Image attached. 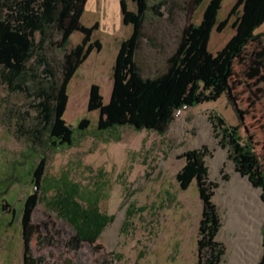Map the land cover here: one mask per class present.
<instances>
[{
  "label": "rangeland",
  "instance_id": "374dc122",
  "mask_svg": "<svg viewBox=\"0 0 264 264\" xmlns=\"http://www.w3.org/2000/svg\"><path fill=\"white\" fill-rule=\"evenodd\" d=\"M208 2L204 0L196 8L194 0H146L141 13L143 37L136 53L146 76L165 70L166 58L176 50L182 29L201 22ZM235 2L223 0L218 23L228 17ZM138 6L135 0L86 3L81 22L90 27L97 24L92 40L100 41L101 49L92 51L68 85L64 119L75 128L71 145L43 149L28 135L20 134L19 123L28 127L35 112L24 94L9 93L0 81V264H24L21 215L26 197L36 189L31 176L39 154L47 158L46 180L68 177L79 183L82 199L98 197L101 210L114 219L102 232L99 248L84 243L71 249V225L46 203L55 194L52 188L32 216L34 256H43L47 264H104L105 253L112 252L114 264H197L203 205L196 182L183 190L176 174L185 163L183 153L203 146L209 150L205 156L208 179L218 185L214 201L222 225L217 239L225 246L220 264H233L236 232L228 227L229 191L239 172L220 144L209 116L221 114L229 124L239 125L244 141L252 144L264 168V23L256 30L261 36L235 60L228 78L230 99L225 94L216 101L188 107L162 134L128 125L99 130V111L88 110L90 93L98 85L104 102H109L120 48L133 33L127 13L137 12ZM234 20L235 16L222 31L213 29L210 52L216 53L230 40L235 33ZM82 40L83 33L75 31L68 48ZM54 57L60 60L62 55L57 52ZM19 111H29V115L20 119ZM83 118H88L90 125L79 130ZM37 191L43 195L40 188ZM263 226L264 222L256 264L263 254Z\"/></svg>",
  "mask_w": 264,
  "mask_h": 264
},
{
  "label": "trees",
  "instance_id": "16d2710c",
  "mask_svg": "<svg viewBox=\"0 0 264 264\" xmlns=\"http://www.w3.org/2000/svg\"><path fill=\"white\" fill-rule=\"evenodd\" d=\"M87 1L0 0V81L9 93L25 95L35 113L28 127L19 123L20 134L28 135L32 143L43 149L71 145L74 140L75 128L64 119L68 85L92 51L101 49L100 41L92 40L97 24L90 27L81 22ZM135 1L139 3L137 12L127 13L133 33L120 48L113 69L111 98L105 103L98 85L90 93L88 110L99 111L98 129L111 131L128 125L162 134L179 108L216 101L225 94L230 99L228 78L235 60L253 39L264 34L256 33L264 23V0H236L228 17L219 23L217 17L223 0H209L201 22L182 29L176 50L166 58L165 70L152 76H146L136 61L143 37L141 13L146 0ZM203 1L194 0L195 7ZM233 16L235 33L224 47L216 53L210 52L213 29L222 31ZM75 31L83 33V40L69 49ZM57 52L62 55L60 60L54 57ZM26 115L29 111L17 113L20 119ZM209 118L236 171L261 188L264 198V168L252 144L244 141L240 126L229 124L221 114H210ZM89 125L90 120L83 118L77 128L85 130ZM208 151L206 146L185 151L182 155L185 163L176 178L183 190L195 181L203 205L197 264H220L225 246L217 239L222 222L214 201L218 185L208 179L205 161ZM39 157L31 176L36 189L26 197L21 215L24 264H47L43 256H34L32 252L31 242L36 232L32 216L52 188L55 194L46 203L71 225L73 232L68 246L77 250L88 243L99 248L101 234L114 216L101 210L98 197L83 200L80 184L68 177L46 180L47 158L44 154ZM114 260V253H105L104 264H114ZM258 264H264V242Z\"/></svg>",
  "mask_w": 264,
  "mask_h": 264
},
{
  "label": "bare ground",
  "instance_id": "6f19581e",
  "mask_svg": "<svg viewBox=\"0 0 264 264\" xmlns=\"http://www.w3.org/2000/svg\"><path fill=\"white\" fill-rule=\"evenodd\" d=\"M230 185L229 194L232 200L228 227L236 232L233 238L236 254L232 263L256 264L262 249L264 200L261 198L260 189L252 185L247 176L237 173Z\"/></svg>",
  "mask_w": 264,
  "mask_h": 264
},
{
  "label": "built area",
  "instance_id": "2783aa9c",
  "mask_svg": "<svg viewBox=\"0 0 264 264\" xmlns=\"http://www.w3.org/2000/svg\"><path fill=\"white\" fill-rule=\"evenodd\" d=\"M187 108H188V106H184V107L179 108L178 110H176V112H175V117H180V115L182 114V112H183L185 109H187Z\"/></svg>",
  "mask_w": 264,
  "mask_h": 264
},
{
  "label": "water",
  "instance_id": "95a60500",
  "mask_svg": "<svg viewBox=\"0 0 264 264\" xmlns=\"http://www.w3.org/2000/svg\"><path fill=\"white\" fill-rule=\"evenodd\" d=\"M240 173V172H239ZM241 174V173H240ZM242 175V174H241ZM248 177V176H247ZM248 179H249V177H248ZM249 181L252 183V185H254L255 186V184L249 179ZM255 187H257V186H255ZM257 188H259V187H257ZM260 189V191H261V188H259ZM261 198H262V200H264V198L261 196Z\"/></svg>",
  "mask_w": 264,
  "mask_h": 264
}]
</instances>
